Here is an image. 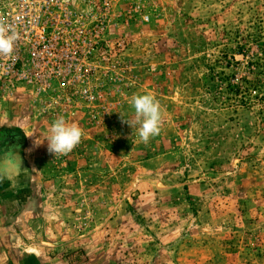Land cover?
Here are the masks:
<instances>
[{
    "label": "rangeland",
    "instance_id": "obj_1",
    "mask_svg": "<svg viewBox=\"0 0 264 264\" xmlns=\"http://www.w3.org/2000/svg\"><path fill=\"white\" fill-rule=\"evenodd\" d=\"M73 11V61L49 90L0 95L30 169L9 264H264V0H74ZM146 93L161 114L147 144L120 117ZM60 116L83 135L52 155Z\"/></svg>",
    "mask_w": 264,
    "mask_h": 264
},
{
    "label": "built area",
    "instance_id": "obj_2",
    "mask_svg": "<svg viewBox=\"0 0 264 264\" xmlns=\"http://www.w3.org/2000/svg\"><path fill=\"white\" fill-rule=\"evenodd\" d=\"M73 8L74 0H0V19L17 33L11 55L0 54V95H11L24 84L37 94L49 90L62 71L60 63L73 61ZM41 63L51 64L49 72Z\"/></svg>",
    "mask_w": 264,
    "mask_h": 264
},
{
    "label": "crops",
    "instance_id": "obj_3",
    "mask_svg": "<svg viewBox=\"0 0 264 264\" xmlns=\"http://www.w3.org/2000/svg\"><path fill=\"white\" fill-rule=\"evenodd\" d=\"M24 138L26 134L18 126L0 122V264H9L4 237L30 200V169L23 150Z\"/></svg>",
    "mask_w": 264,
    "mask_h": 264
},
{
    "label": "clouds",
    "instance_id": "obj_4",
    "mask_svg": "<svg viewBox=\"0 0 264 264\" xmlns=\"http://www.w3.org/2000/svg\"><path fill=\"white\" fill-rule=\"evenodd\" d=\"M17 33L11 26H5L0 19V54L11 55ZM134 109V118L126 119L120 113L121 122L136 128L139 141L147 144L151 137L160 132V105L152 94H133L129 100ZM82 129L74 123H67L63 116L56 118L46 138L47 151L52 155H66L76 147L82 138Z\"/></svg>",
    "mask_w": 264,
    "mask_h": 264
}]
</instances>
